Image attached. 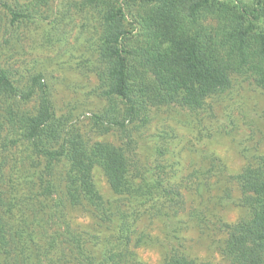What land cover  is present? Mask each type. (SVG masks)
I'll use <instances>...</instances> for the list:
<instances>
[{
	"label": "rangeland",
	"instance_id": "obj_1",
	"mask_svg": "<svg viewBox=\"0 0 264 264\" xmlns=\"http://www.w3.org/2000/svg\"><path fill=\"white\" fill-rule=\"evenodd\" d=\"M103 32L83 0H0V48L18 89L42 75L67 132L122 149L131 167L125 194L96 167L101 202L72 204L69 165L36 154L22 129L38 96L0 99V264H166L178 253L230 264L226 227L250 218L238 176L264 157V86L243 72L199 109L152 107L107 132L93 119L109 106Z\"/></svg>",
	"mask_w": 264,
	"mask_h": 264
},
{
	"label": "trees",
	"instance_id": "obj_2",
	"mask_svg": "<svg viewBox=\"0 0 264 264\" xmlns=\"http://www.w3.org/2000/svg\"><path fill=\"white\" fill-rule=\"evenodd\" d=\"M83 1L104 27L100 57L109 106L93 119L107 132L127 129L152 107L199 109L243 72L264 86V0ZM13 17L23 18L19 13ZM4 57L0 48V99L30 102L38 96V111L22 115V129L36 154L69 165L68 200L75 205L101 202L92 176L96 167L115 193L125 194L131 167L123 150L106 143L89 146L80 134L67 132L44 77H30L19 90ZM238 181L250 218L226 227L223 253L230 264H264V157ZM166 264L207 263L178 253Z\"/></svg>",
	"mask_w": 264,
	"mask_h": 264
}]
</instances>
